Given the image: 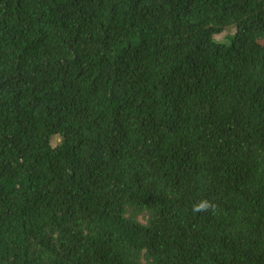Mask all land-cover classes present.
I'll use <instances>...</instances> for the list:
<instances>
[{
    "label": "trees",
    "instance_id": "1",
    "mask_svg": "<svg viewBox=\"0 0 264 264\" xmlns=\"http://www.w3.org/2000/svg\"><path fill=\"white\" fill-rule=\"evenodd\" d=\"M0 264H264V0H0Z\"/></svg>",
    "mask_w": 264,
    "mask_h": 264
},
{
    "label": "clouds",
    "instance_id": "2",
    "mask_svg": "<svg viewBox=\"0 0 264 264\" xmlns=\"http://www.w3.org/2000/svg\"><path fill=\"white\" fill-rule=\"evenodd\" d=\"M210 203L207 200H201L198 204L193 205V212L198 213L202 211H207L210 207Z\"/></svg>",
    "mask_w": 264,
    "mask_h": 264
},
{
    "label": "rangeland",
    "instance_id": "3",
    "mask_svg": "<svg viewBox=\"0 0 264 264\" xmlns=\"http://www.w3.org/2000/svg\"><path fill=\"white\" fill-rule=\"evenodd\" d=\"M231 33H232V32H231ZM229 34H230V32L224 33V34H222L221 36H218L217 39L220 40V41H221V40H224L225 36H227V35H229ZM57 142H58V141H57ZM57 142H56V143H57Z\"/></svg>",
    "mask_w": 264,
    "mask_h": 264
}]
</instances>
